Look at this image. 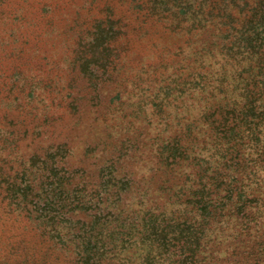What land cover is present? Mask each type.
I'll return each mask as SVG.
<instances>
[{
  "label": "trees",
  "instance_id": "1",
  "mask_svg": "<svg viewBox=\"0 0 264 264\" xmlns=\"http://www.w3.org/2000/svg\"><path fill=\"white\" fill-rule=\"evenodd\" d=\"M132 1L137 16L146 10L144 15L152 20H143L132 28L133 20L125 22L124 13L119 16L113 7L109 8L92 26L94 37L90 47L83 49V59L75 65L79 78L72 83L79 82L80 77L81 81L87 78L86 84L89 81L92 85L91 90L86 87L91 106L103 108L105 104L112 105L113 99L124 104L125 109L132 107L134 112L139 105L145 106L144 102L131 101L129 95L131 91L137 95V87L117 81L118 63L128 51L121 47L127 29L131 26L134 31H149L164 22L165 30L177 35L167 62L173 79L161 81L153 89V113L158 122L165 123V129L180 122L182 125L160 152L163 168L152 179L158 182L165 177L157 189L162 195H172L168 201L187 195V205L172 209L155 204V208L143 213L141 209L124 211L123 216L112 219L103 216V211L89 220L77 219L76 213L85 206L80 197L75 201L81 190L69 191L73 181L67 173L77 170L67 171V159L76 153L74 124H85L79 116V121L69 126V114L64 113L55 120L61 100H52L49 110H45L52 118L45 114L41 124L50 126L54 139L64 137L57 144L51 143L43 154H35L34 163L32 158L27 159L28 165L14 176L10 177L11 167L0 164V188L10 196L7 208L19 210L18 214L33 212V236L42 242L51 241L56 247L50 256L41 258V264L63 261L71 247L75 248L73 264H134L132 258L139 250L145 253L139 264H264V240H260L263 234L260 239L255 236L263 228L264 215V0ZM155 77L158 80L160 75ZM143 79L138 77L139 82ZM72 83L58 88L67 99L63 107L84 115L82 101L86 94L74 96ZM112 84H117L119 90L106 102L104 97ZM33 90L28 92L32 97ZM17 123L22 120L12 118L8 124ZM44 133L42 129L35 138ZM200 134H208L209 140L203 139V148L194 155L192 148ZM186 139L191 141V147L186 146ZM36 163L35 169L31 165ZM117 170L116 164L107 170L104 184L118 186L113 196L122 200L126 194L137 192L138 187L134 188L135 183L126 176L116 180ZM154 197L149 195L151 203ZM219 228L232 229L236 234L232 232L228 242L219 235L208 252V236L212 238ZM18 237L9 260L27 264V259L39 252H27L31 240L20 234ZM243 241L251 243L247 250L239 246Z\"/></svg>",
  "mask_w": 264,
  "mask_h": 264
},
{
  "label": "rangeland",
  "instance_id": "2",
  "mask_svg": "<svg viewBox=\"0 0 264 264\" xmlns=\"http://www.w3.org/2000/svg\"><path fill=\"white\" fill-rule=\"evenodd\" d=\"M111 7L119 16L125 14L123 15L125 22L129 18L133 20L132 28L137 27L140 22L152 20L150 16L144 15L146 10L137 16L132 0H0V164L11 167L10 177L14 176L28 165L27 159L32 158L31 163H34L35 154H43L51 143L57 144V140L64 137L54 139L55 133L50 131V126L41 124L46 117L45 114L50 116L46 113L49 110V102L54 100L56 103L61 100L60 108L54 113L55 120L64 113L65 116L69 114L67 117L71 120L68 121L69 126L79 121L77 120L79 116L85 124L84 127L72 125L73 134L76 136L73 140L76 153L67 159V171L77 170L74 173H67L72 175L73 181L69 191L71 193L74 189H79L81 191L78 193L83 194L80 196L77 193L78 197L75 198V201L81 198L85 206L84 210L76 213L77 219H92L97 214L100 215V211H103V216L112 219L120 214L123 216L124 211L129 213L141 209L140 213H143L150 207L155 208V204L178 209L182 205L186 206L185 202L188 200L185 195L168 201L167 198L172 195H162L157 189L165 177L158 182L152 179L163 168L160 152L171 142V138L179 132L182 125L180 122L165 129V123L158 122L153 113L156 103V93L153 89L159 87L161 81L164 83L173 79L167 62L170 48L178 38L177 35L166 31L163 27L164 22L148 28L149 31L139 28L134 31L131 26L127 29L128 33L121 47L128 48V51L123 53L118 63L117 71L118 73L120 71V74L117 81L137 87L135 89L137 95L133 96L132 91L129 95L131 101L135 104L144 102L145 106L139 105L140 109L138 107L134 112L132 107L125 109L124 104L121 105L118 100L111 99L118 93L117 84L108 86L109 91H106L104 97L107 98L106 102L110 99L114 101L113 104H105L100 108V105L91 106L89 101L91 95L87 92L91 90L92 85L89 86V81L86 84L87 78L81 81L80 77L79 82L72 83L78 77L75 65L80 58L83 59V49L90 47L94 37L92 26L97 19L104 17ZM156 75H160L158 80L155 79ZM138 77H143L145 81L143 79L139 82ZM71 83L74 84L71 85L72 93L75 92L74 96L76 93L79 96L86 94L87 98L82 101L84 115H80L74 109L63 107L67 99L63 96L65 92L58 91V88ZM147 87L150 89L144 94ZM31 88L34 89L33 92L35 91L33 97L28 93ZM128 93L129 91L126 92ZM31 99L35 102L30 103ZM196 113L195 111L194 115ZM12 118L22 120V123H17V126L8 124ZM26 127L29 129L25 134ZM42 129L45 133L35 138ZM30 135H34L33 139ZM207 135L200 134L199 141L192 148L194 155L203 148V139L209 140ZM190 142L186 139V146L191 147ZM113 164L118 167L116 180L126 176L133 180L134 188L138 187L137 192L126 194L122 200L117 198V195L113 196L118 186L107 187L104 184L107 179L106 172L111 170ZM37 165L38 163L31 166L36 169ZM100 192L102 194L99 196ZM150 194L155 195L153 203L148 199ZM100 197L103 199L102 202H99ZM9 199L10 196L0 188V264L16 263L15 259L9 260V255L11 249L17 246L18 234L31 240L27 252L30 254L32 251L39 252L38 256L27 259V264H41V258L50 256L49 253L54 252L56 247L51 241L42 242L33 236L34 213L23 211L18 214L19 210L11 211L7 208ZM261 222L263 228H259V233L255 236L259 235L260 239V235L263 234L260 239L263 241L264 215ZM232 232V229L221 228L212 235V238L208 236V241H211L207 246L208 252L211 243L219 240V235L221 239L227 241L233 233L236 234ZM69 237L71 236L68 235L67 238ZM250 244L243 241L239 246L247 250ZM74 249L71 247V252L65 253L63 261L50 263L73 264ZM143 254L145 253L140 250L135 252V259L132 258L135 260L134 264L142 262Z\"/></svg>",
  "mask_w": 264,
  "mask_h": 264
}]
</instances>
